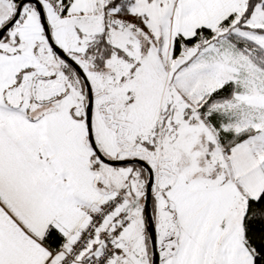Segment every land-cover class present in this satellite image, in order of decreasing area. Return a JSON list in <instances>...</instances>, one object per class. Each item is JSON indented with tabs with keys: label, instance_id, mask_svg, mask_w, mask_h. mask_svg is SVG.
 <instances>
[{
	"label": "snow or ice",
	"instance_id": "obj_1",
	"mask_svg": "<svg viewBox=\"0 0 264 264\" xmlns=\"http://www.w3.org/2000/svg\"><path fill=\"white\" fill-rule=\"evenodd\" d=\"M0 264H264V0H0Z\"/></svg>",
	"mask_w": 264,
	"mask_h": 264
}]
</instances>
